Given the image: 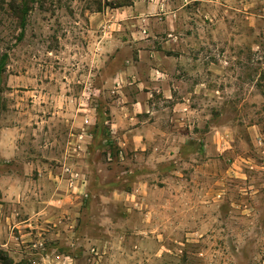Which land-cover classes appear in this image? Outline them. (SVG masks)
I'll return each instance as SVG.
<instances>
[{
	"label": "rangeland",
	"instance_id": "obj_1",
	"mask_svg": "<svg viewBox=\"0 0 264 264\" xmlns=\"http://www.w3.org/2000/svg\"><path fill=\"white\" fill-rule=\"evenodd\" d=\"M22 4L0 0V264H264V0ZM142 50L176 55L187 111L130 120L136 88L103 78Z\"/></svg>",
	"mask_w": 264,
	"mask_h": 264
},
{
	"label": "crops",
	"instance_id": "obj_2",
	"mask_svg": "<svg viewBox=\"0 0 264 264\" xmlns=\"http://www.w3.org/2000/svg\"><path fill=\"white\" fill-rule=\"evenodd\" d=\"M175 56V54L156 50H142L140 51L139 60L134 62V64L107 71L108 73L104 75L105 84L110 87L123 88L124 86H130L136 88L133 98H128L124 95L117 98L119 102L122 101L123 104L128 105L123 109H128L130 120L134 123L136 122L135 124L142 117H147L151 114V104L156 103L158 100H164L165 103L169 104L174 103L172 106L173 112L183 109L185 111L188 110L186 101H188L190 92L187 91L185 96L177 99L175 96L176 91L173 89L174 86L184 84L186 80L183 73L173 67ZM196 61L198 62V68L194 72H191V76L193 77L191 86L200 91L201 88L207 87L206 82L208 80L207 78L200 79L199 74H203V69L201 70L199 63L201 60L198 59ZM206 67V72L212 75L213 78L216 77V74H219L218 66L214 62H210ZM219 68L222 70V67ZM89 79L92 80L91 77ZM196 92L194 91L195 94ZM80 99L82 100V98ZM77 114L75 124H77L76 120L82 116L79 113ZM150 127H152L151 124L143 123L140 126L135 125L134 128L136 131H140V129L147 130ZM14 132H16L15 128H7L2 130L0 136V156L6 160L11 159L15 155L9 144L11 143L9 137L14 135ZM160 132L165 134L162 128Z\"/></svg>",
	"mask_w": 264,
	"mask_h": 264
},
{
	"label": "trees",
	"instance_id": "obj_3",
	"mask_svg": "<svg viewBox=\"0 0 264 264\" xmlns=\"http://www.w3.org/2000/svg\"><path fill=\"white\" fill-rule=\"evenodd\" d=\"M23 4L22 6H19L17 8V16L22 20L23 25L26 23V17L29 14V12L32 10L29 5V0H22ZM32 2V1H31ZM6 55L0 57V101H1V94L3 92L2 87V75L5 73L6 70ZM0 109L4 110L5 106L0 103Z\"/></svg>",
	"mask_w": 264,
	"mask_h": 264
}]
</instances>
